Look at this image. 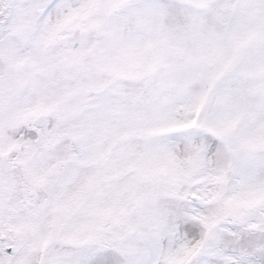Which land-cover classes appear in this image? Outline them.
Wrapping results in <instances>:
<instances>
[{
    "label": "snow or ice",
    "instance_id": "obj_1",
    "mask_svg": "<svg viewBox=\"0 0 264 264\" xmlns=\"http://www.w3.org/2000/svg\"><path fill=\"white\" fill-rule=\"evenodd\" d=\"M0 264H264V0H0Z\"/></svg>",
    "mask_w": 264,
    "mask_h": 264
}]
</instances>
